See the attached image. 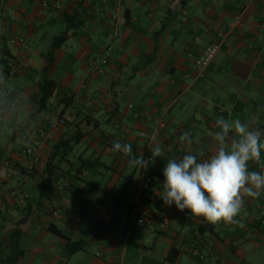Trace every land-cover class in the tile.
I'll return each mask as SVG.
<instances>
[{
    "label": "crops",
    "instance_id": "1",
    "mask_svg": "<svg viewBox=\"0 0 264 264\" xmlns=\"http://www.w3.org/2000/svg\"><path fill=\"white\" fill-rule=\"evenodd\" d=\"M174 1L0 0V95L9 90L17 103L0 123V195H9L0 212V264H264V192L244 198L237 225L208 223L160 197L167 160L188 154L179 141L184 132L191 133V153L207 159L218 146V119L264 129V0H254L242 18L249 0H178L172 7ZM73 17L82 24L69 30ZM65 32V44L50 53ZM219 33V53L205 78L194 81L197 70L185 52L199 53ZM104 55V73L89 74V64ZM42 76L54 84L44 109ZM160 120L151 145L161 146V157L144 172L150 187L140 200L149 231L134 228L125 242L120 229L131 220L142 169L112 145L129 143L137 157L151 155L141 134ZM77 132L81 142L54 160L55 217V198L41 196L38 185L55 144ZM42 133L32 175L23 150ZM249 170L264 172V150ZM15 230L19 256L10 243ZM78 243L83 248L70 253L67 246ZM180 249H195L206 261Z\"/></svg>",
    "mask_w": 264,
    "mask_h": 264
},
{
    "label": "clouds",
    "instance_id": "2",
    "mask_svg": "<svg viewBox=\"0 0 264 264\" xmlns=\"http://www.w3.org/2000/svg\"><path fill=\"white\" fill-rule=\"evenodd\" d=\"M218 131L214 140L218 146L207 159H198L191 153V133L184 132L179 141L187 145L188 154L168 159L163 168L164 205L172 206L191 216L203 217L208 223H239L235 219L245 203V197L256 198L264 192V172L250 171L249 162L259 161L264 150V129L253 127L240 119L216 121ZM230 133L234 134L231 138ZM155 140V137H153ZM231 140V142H229ZM151 157H137L129 143L114 141L113 152L128 158L129 166L147 169L162 148L149 145ZM203 155V152H201Z\"/></svg>",
    "mask_w": 264,
    "mask_h": 264
},
{
    "label": "built area",
    "instance_id": "3",
    "mask_svg": "<svg viewBox=\"0 0 264 264\" xmlns=\"http://www.w3.org/2000/svg\"><path fill=\"white\" fill-rule=\"evenodd\" d=\"M254 2V0H249V3L242 9L240 13V18L243 17V15L246 13L248 10V7L251 5V3ZM178 3V0H175L172 3V7H175ZM212 4H216L215 1L212 2ZM44 6H47V3H44ZM225 41V36L223 33H219L218 35V41L212 43L199 53H194L191 50H187L184 54L185 58L188 59L189 61L193 62L197 74L194 77V81L204 79L206 76V71L209 69L211 64L213 63L214 59L216 58L217 54L219 53L223 43ZM27 48V47H26ZM111 48L107 47V51L111 52ZM108 56L104 55L98 60L92 61L89 66H88V73L91 75H100L104 73L105 71V66L108 64ZM17 108V103L15 101V97L12 94L11 91L9 90H4L2 94L0 95V123L3 124L4 119H5V112L7 110L9 111H15ZM220 112H223V109H219ZM64 122V121H61ZM163 125V121L160 120L157 127L151 132V133H142L141 137L146 138L148 141V144L151 145L154 140L153 137H157L158 132L160 127ZM44 137L45 133L41 134V137L37 139L33 145L25 148L23 150V154L25 158L27 159V166L26 170L29 174H35L37 172L38 166L41 162L40 158V148L42 147L44 143ZM151 157V155L148 153L146 155V159ZM146 169H142V177L139 183L138 187V194L136 198V203L133 206L132 210V216L130 222L123 226L120 231L123 237V240L126 242L128 241L131 236H132V230L134 228L142 229L144 231H149V228L147 227V220H148V214L147 211L143 208L141 205V196L150 187V180L146 179L144 177V172ZM65 187H62L59 190V195H62L64 193ZM9 195L7 194H1L0 195V212L5 211L7 202H8ZM52 207H53V212L52 214L57 217L60 214V208L57 202V198L53 199L52 201ZM238 220L237 218H235ZM239 221V220H238ZM229 224V223H228ZM239 223H230V225H237ZM262 224H264V219L262 221ZM181 251H187L191 253L193 256L198 257L201 261H206V257L204 255L198 254L195 249H180ZM3 254V245L2 241L0 239V259L1 255Z\"/></svg>",
    "mask_w": 264,
    "mask_h": 264
},
{
    "label": "trees",
    "instance_id": "4",
    "mask_svg": "<svg viewBox=\"0 0 264 264\" xmlns=\"http://www.w3.org/2000/svg\"><path fill=\"white\" fill-rule=\"evenodd\" d=\"M81 24H82L81 20H77L76 17H73V18L69 19L68 29L69 30L77 29L81 26ZM67 39H68V33L67 32L56 37L53 40V43L51 45L50 53L55 48H60L63 44H65ZM5 56H7L9 58L8 53H5ZM50 61H52V58L50 59ZM39 88H40V97H41L40 98V107H41V109H44V108H46L47 103L50 100V98L53 96L54 84L52 83L51 80L47 79L45 76H42L40 78V81H39ZM83 136H84L83 134H81L80 132H77L72 140L60 141L57 144H55V146L53 147L51 160L49 161V163L47 165V177L38 185L41 196H43L47 199H53L57 196V191L55 190V188L53 186V178L57 172V169L54 166V160L56 159L57 156L65 158L66 154H68L70 151H72L74 146L78 145L81 142ZM19 234H20V231L15 230L10 235V243L12 246V250H13V252H15L16 256H19L21 254V250L18 247V242L16 241ZM82 248H83V245L79 244V243L78 244H69L67 246V249L70 253L78 252ZM2 255H1V258H2Z\"/></svg>",
    "mask_w": 264,
    "mask_h": 264
}]
</instances>
